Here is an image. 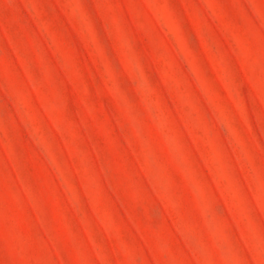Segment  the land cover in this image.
<instances>
[{"label": "rangeland", "instance_id": "obj_1", "mask_svg": "<svg viewBox=\"0 0 264 264\" xmlns=\"http://www.w3.org/2000/svg\"><path fill=\"white\" fill-rule=\"evenodd\" d=\"M0 264H264V0H0Z\"/></svg>", "mask_w": 264, "mask_h": 264}]
</instances>
